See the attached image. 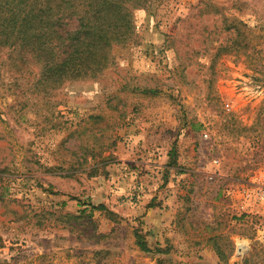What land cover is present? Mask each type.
Returning <instances> with one entry per match:
<instances>
[{
    "label": "rangeland",
    "instance_id": "obj_1",
    "mask_svg": "<svg viewBox=\"0 0 264 264\" xmlns=\"http://www.w3.org/2000/svg\"><path fill=\"white\" fill-rule=\"evenodd\" d=\"M132 24L50 99L0 66V264H264V0Z\"/></svg>",
    "mask_w": 264,
    "mask_h": 264
},
{
    "label": "trees",
    "instance_id": "obj_2",
    "mask_svg": "<svg viewBox=\"0 0 264 264\" xmlns=\"http://www.w3.org/2000/svg\"><path fill=\"white\" fill-rule=\"evenodd\" d=\"M147 1L0 0V66L12 82L32 77V88L50 99L108 65L111 47L133 34L132 10ZM135 242L144 253H167L148 248L137 233Z\"/></svg>",
    "mask_w": 264,
    "mask_h": 264
},
{
    "label": "built area",
    "instance_id": "obj_3",
    "mask_svg": "<svg viewBox=\"0 0 264 264\" xmlns=\"http://www.w3.org/2000/svg\"><path fill=\"white\" fill-rule=\"evenodd\" d=\"M254 200H261L264 201V184H259L257 189L255 190L254 194L252 195Z\"/></svg>",
    "mask_w": 264,
    "mask_h": 264
}]
</instances>
